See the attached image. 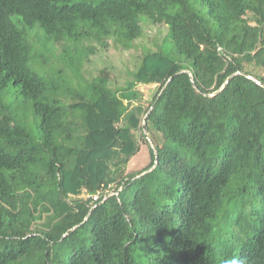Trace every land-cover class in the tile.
<instances>
[{
	"label": "trees",
	"instance_id": "obj_1",
	"mask_svg": "<svg viewBox=\"0 0 264 264\" xmlns=\"http://www.w3.org/2000/svg\"><path fill=\"white\" fill-rule=\"evenodd\" d=\"M0 264H264V0H0Z\"/></svg>",
	"mask_w": 264,
	"mask_h": 264
},
{
	"label": "rangeland",
	"instance_id": "obj_2",
	"mask_svg": "<svg viewBox=\"0 0 264 264\" xmlns=\"http://www.w3.org/2000/svg\"><path fill=\"white\" fill-rule=\"evenodd\" d=\"M167 32L168 28L165 24L160 26L147 24L144 26V34L133 43L131 48H125L114 41L110 42L107 50L90 55L91 59L86 63L85 70L88 71V75H95L101 68L107 67L111 73L112 86L124 85L126 80L131 78L129 71L135 69L143 52L147 49H156L166 40ZM201 46L204 44L201 43ZM139 89L144 92L145 102L149 103L157 93L159 84L139 85ZM31 129L37 133V128ZM150 147L153 146L146 138V143L141 145L140 152L131 159L129 172L140 171L149 165Z\"/></svg>",
	"mask_w": 264,
	"mask_h": 264
},
{
	"label": "built area",
	"instance_id": "obj_3",
	"mask_svg": "<svg viewBox=\"0 0 264 264\" xmlns=\"http://www.w3.org/2000/svg\"><path fill=\"white\" fill-rule=\"evenodd\" d=\"M95 198H97V197H95Z\"/></svg>",
	"mask_w": 264,
	"mask_h": 264
}]
</instances>
